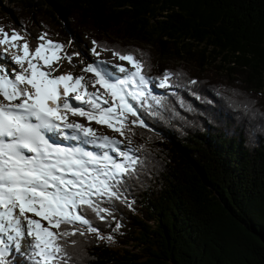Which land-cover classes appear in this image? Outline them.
I'll list each match as a JSON object with an SVG mask.
<instances>
[{
  "label": "trees",
  "instance_id": "trees-1",
  "mask_svg": "<svg viewBox=\"0 0 264 264\" xmlns=\"http://www.w3.org/2000/svg\"><path fill=\"white\" fill-rule=\"evenodd\" d=\"M4 1L0 27L14 15ZM7 1L26 32L39 17L40 30L69 48L86 34L139 50L147 75L179 74L174 93L157 95L163 107H146L147 127H133L142 163L122 185L131 207L114 201L115 220L92 217L117 246L77 234L68 264H264V0ZM189 65L238 86L189 74ZM10 264L31 261L16 251Z\"/></svg>",
  "mask_w": 264,
  "mask_h": 264
},
{
  "label": "snow or ice",
  "instance_id": "snow-or-ice-1",
  "mask_svg": "<svg viewBox=\"0 0 264 264\" xmlns=\"http://www.w3.org/2000/svg\"><path fill=\"white\" fill-rule=\"evenodd\" d=\"M47 35L37 37L40 43L33 51L20 32L13 29L9 35L0 27V45L6 46L4 52H10L18 66L9 74L0 65V264H9L10 250L21 248L31 264H68L70 237L93 233L99 240L114 239L103 236L92 217L115 220L114 201L131 207L122 185L136 174L142 161L134 154L139 149L122 150L120 145L125 140L132 144L134 126L147 127L134 104L163 107L162 98L152 93L150 85L158 80V87L171 88L170 81L179 75L165 70L160 77H149L146 61L137 56L139 50L121 52L104 48L96 40L90 49L93 56H100V48L131 65H112L123 77L106 70L102 65L109 62L99 59L81 69L93 73L95 79L70 72L53 75L60 70L53 62L61 59L57 53L65 45ZM73 55L79 53L65 52L63 58L71 64ZM89 86L95 90L88 91ZM73 93L72 100L87 107L74 106L69 100ZM69 113L84 117L89 124L106 125L124 140L98 135L90 126L69 121ZM65 130L74 133L70 139L105 150L94 153L62 146L51 134L64 135ZM121 227L117 222L113 231Z\"/></svg>",
  "mask_w": 264,
  "mask_h": 264
},
{
  "label": "rangeland",
  "instance_id": "rangeland-1",
  "mask_svg": "<svg viewBox=\"0 0 264 264\" xmlns=\"http://www.w3.org/2000/svg\"><path fill=\"white\" fill-rule=\"evenodd\" d=\"M4 4H5V6H6V8L7 9H10L12 12H13V19H11L12 21H11V23H7L3 28H4V30L6 31V32H8L9 34L12 32V30L13 29H15L17 32H20L22 35H24V37H25V39L28 41V43H29V45H31L32 47L35 45V44H37L38 42H40V41H38L37 40V37L41 34V30H40V22H41V19H37V18H39V17H37V18H31L32 20H29L30 22H31V28H30V30H29V33H27L26 31H24L23 29H21L20 28V26H19V24H18V17H17V11H16V9H18L15 5L16 4H14V3H10V2H8L7 0H5L4 1ZM77 37H78V39L77 40H75V42H73V47H72V49L74 50V51H77V53H79V55H73V57H72V63L70 64L69 62H68V60L66 59V58H63L64 57V55H63V52L62 51H60L59 52V56L61 57V59L57 62V61H54L53 62V67H58V65L60 64H63V67L65 68L64 70H62V71H66L67 72V70H69V71H71L74 75H81V74H85V73H83V72H81V69L87 64V63H90L91 61L93 62L94 60H97V59H99V60H103V61H107V62H109V63H107L106 65H108V66H110V67H112V65H117V64H120V65H123V66H125V67H130V64L128 63V62H126V61H120L119 59H117L116 57H114L111 53H109V52H106V53H101L100 52V56L99 57H95V56H93L92 54H91V51H90V49L93 47V45H92V43H91V41L89 40V38L87 37V35L86 34H77L76 35ZM97 37H99L98 35H97ZM110 38V37H109ZM50 40H57L58 41V39H56V37L54 38V36H52V37H50L49 38ZM110 39H112V40H114L113 38H110ZM71 41V40H70ZM20 43H22V42H20ZM76 43V44H75ZM77 45V49L75 48V46ZM6 46H3V45H0V54H1V52L3 53V54H1L0 55V61H2V62H6L5 64H4V66L6 67V69L8 70V72H9V74H11L12 73V69L13 68H18L17 67V65H15L12 61H11V56H9L11 53L10 52H4V48H5ZM35 48V47H34ZM68 48V46L67 47H65L63 50H65V49H67ZM31 49V48H30ZM31 50H33L34 51V49H31ZM70 50V49H69ZM71 51V50H70ZM9 56V57H8ZM154 60H155V58H154ZM150 62H152V64H153V60H151ZM170 61L168 60V63H169ZM7 63H9L10 65H9V67H7ZM163 63H164V61H163ZM177 62H174V61H171L170 63H169V66H178V65H180V66H182L183 64H180V63H178V64H176ZM158 64H160L159 62H158ZM1 65V64H0ZM59 65V66H60ZM3 66V65H2ZM210 70V69H209ZM209 70H204V71H199L198 70V68H196L195 66H192V65H189V68H188V70H187V72L189 73V74H194V75H197L199 78H202V79H205V80H208V79H210V78H215V80H217V81H220L221 83H230L231 81H229V79H226V78H224V77H222L221 75H219V73L218 74H214V73H212V72H210ZM214 71V70H213ZM69 73V72H68ZM85 76H87L86 74H85ZM207 77V78H206ZM237 78H240L239 76H236ZM231 84H233L234 85V87H235V85L236 86H238V83H237V81H232L231 82ZM239 86L240 87H245L244 85H241V84H239ZM259 93H260V97L262 98H264V85H263V87L261 88V90L259 91ZM105 98H108V97H105ZM262 98V99H263ZM263 102V101H262ZM264 103V102H263ZM100 130V129H99ZM112 133H114V136H112V137H114V138H116V139H121V137H120V135L118 134V133H116V132H114V131H111V133L110 134H112ZM122 140V139H121ZM122 147L123 148H125L126 147V142H124L123 144H122ZM110 243H112V241H110ZM115 247L117 246V244L116 243H112ZM21 250H23L24 251V249L23 248H21Z\"/></svg>",
  "mask_w": 264,
  "mask_h": 264
},
{
  "label": "bare ground",
  "instance_id": "bare-ground-1",
  "mask_svg": "<svg viewBox=\"0 0 264 264\" xmlns=\"http://www.w3.org/2000/svg\"><path fill=\"white\" fill-rule=\"evenodd\" d=\"M18 67V66H17Z\"/></svg>",
  "mask_w": 264,
  "mask_h": 264
}]
</instances>
